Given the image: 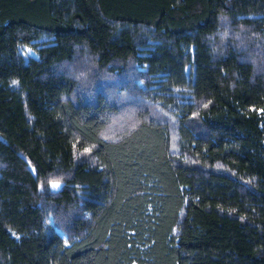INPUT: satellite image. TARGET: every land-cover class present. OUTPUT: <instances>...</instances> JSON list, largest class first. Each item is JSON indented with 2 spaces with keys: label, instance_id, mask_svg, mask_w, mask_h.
Returning <instances> with one entry per match:
<instances>
[{
  "label": "trees",
  "instance_id": "1",
  "mask_svg": "<svg viewBox=\"0 0 264 264\" xmlns=\"http://www.w3.org/2000/svg\"><path fill=\"white\" fill-rule=\"evenodd\" d=\"M0 264H264V0H0Z\"/></svg>",
  "mask_w": 264,
  "mask_h": 264
},
{
  "label": "rangeland",
  "instance_id": "2",
  "mask_svg": "<svg viewBox=\"0 0 264 264\" xmlns=\"http://www.w3.org/2000/svg\"><path fill=\"white\" fill-rule=\"evenodd\" d=\"M24 52H26V54H28V55H30V54L32 55L33 54L31 48H29V47H25L24 48Z\"/></svg>",
  "mask_w": 264,
  "mask_h": 264
},
{
  "label": "snow or ice",
  "instance_id": "3",
  "mask_svg": "<svg viewBox=\"0 0 264 264\" xmlns=\"http://www.w3.org/2000/svg\"><path fill=\"white\" fill-rule=\"evenodd\" d=\"M51 187H52L53 189H58V188L60 187V185H59L58 183H52V184H51Z\"/></svg>",
  "mask_w": 264,
  "mask_h": 264
}]
</instances>
